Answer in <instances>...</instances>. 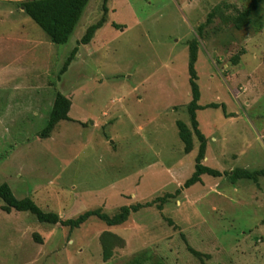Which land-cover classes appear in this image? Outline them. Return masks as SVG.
Returning a JSON list of instances; mask_svg holds the SVG:
<instances>
[{"label": "rangeland", "instance_id": "rangeland-1", "mask_svg": "<svg viewBox=\"0 0 264 264\" xmlns=\"http://www.w3.org/2000/svg\"><path fill=\"white\" fill-rule=\"evenodd\" d=\"M25 1L0 0V184L63 219L181 191L121 225L93 216L75 229L8 213L0 199V264H264V175L231 179L264 168V0L242 28L252 0H108L107 21L80 45L104 0L89 1L64 44L20 12ZM194 42L203 163L222 174L184 187L200 147L188 111ZM58 90L71 120L42 138ZM178 120L193 130L189 153ZM106 231L124 240L106 237L108 260Z\"/></svg>", "mask_w": 264, "mask_h": 264}, {"label": "trees", "instance_id": "trees-1", "mask_svg": "<svg viewBox=\"0 0 264 264\" xmlns=\"http://www.w3.org/2000/svg\"><path fill=\"white\" fill-rule=\"evenodd\" d=\"M90 0H27L22 6L24 12L32 17L48 34L52 42L57 44H64L69 41L75 28L77 27L81 17ZM263 0H252V4L243 10L235 20V25L238 28H242L249 21V17L252 14L255 7H257ZM108 0H104L103 9L105 15L96 23L90 25L84 34V36L78 41V44H88L99 28H101L107 21L106 13L108 12ZM113 25L120 27L121 25L117 22H113ZM79 47L76 46L68 59L65 61L60 73H65L78 53ZM190 60H189V71H190V85L192 90V100L189 103L188 111L190 115L192 129L200 140L199 152L196 157L195 170L193 174L185 181L184 187H190L202 180V176L205 174L220 176L221 171L214 169L203 163L206 156L207 150V137L201 131L199 127V120L197 117V111L204 108L199 103L201 99V89L198 83V74L196 64L198 61V48L197 43H193L190 47ZM244 53L243 50L240 52ZM240 55L234 56V63H238ZM72 101L61 91H57L55 95L54 104L52 106L50 116L47 120L46 126L41 132V137H48L51 135L57 124L61 120H71L69 115L71 111ZM211 106H217L216 103ZM177 125L179 128V135L185 145V151L187 153L194 149V135L193 130L190 128L188 123L183 120H178ZM231 179L236 182L239 179H254L257 180L259 175H264V168L258 171H250L247 168H237L231 173ZM180 189L175 194H168L164 197H158L157 199L143 203H136L131 205L122 206L119 211L110 215L102 207L90 209L74 218L63 219L58 212L45 211L40 207L37 202L30 196L19 198L11 185L8 182L0 184V199L3 200L4 204L2 209L6 212H11L13 209L17 211H28L34 214L40 222L49 224L61 223L64 226L70 227V229L79 228L88 219L93 216L98 217L102 221L106 222L109 226L121 225L126 222L130 215L134 212L140 211L143 207L151 206L157 201L165 202L168 197L179 194ZM162 204L159 205L161 207ZM112 237L114 240L123 243V238L118 234L111 231L103 233L104 252L103 257L108 260L112 255V248L110 247L106 237ZM143 259H136L135 264H140Z\"/></svg>", "mask_w": 264, "mask_h": 264}, {"label": "crops", "instance_id": "crops-1", "mask_svg": "<svg viewBox=\"0 0 264 264\" xmlns=\"http://www.w3.org/2000/svg\"><path fill=\"white\" fill-rule=\"evenodd\" d=\"M20 12H24V8H23V6H20ZM83 17V16H82ZM82 17H81V19H82ZM81 19H80V21H81ZM80 21H79V23H80ZM79 23H78V25H79ZM77 25V26H78ZM77 28V27H76ZM19 39H23V41H25L26 39L25 38H19ZM4 49L0 46V52H2Z\"/></svg>", "mask_w": 264, "mask_h": 264}]
</instances>
